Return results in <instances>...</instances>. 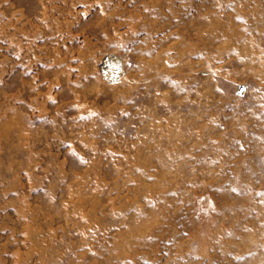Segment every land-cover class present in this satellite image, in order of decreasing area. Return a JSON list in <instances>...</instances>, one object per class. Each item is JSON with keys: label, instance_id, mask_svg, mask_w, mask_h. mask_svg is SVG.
Returning <instances> with one entry per match:
<instances>
[{"label": "rangeland", "instance_id": "374dc122", "mask_svg": "<svg viewBox=\"0 0 264 264\" xmlns=\"http://www.w3.org/2000/svg\"><path fill=\"white\" fill-rule=\"evenodd\" d=\"M0 264H264V0H0Z\"/></svg>", "mask_w": 264, "mask_h": 264}, {"label": "built area", "instance_id": "2783aa9c", "mask_svg": "<svg viewBox=\"0 0 264 264\" xmlns=\"http://www.w3.org/2000/svg\"><path fill=\"white\" fill-rule=\"evenodd\" d=\"M244 92V89L243 88H239V90L237 91L238 94H241Z\"/></svg>", "mask_w": 264, "mask_h": 264}, {"label": "bare ground", "instance_id": "6f19581e", "mask_svg": "<svg viewBox=\"0 0 264 264\" xmlns=\"http://www.w3.org/2000/svg\"><path fill=\"white\" fill-rule=\"evenodd\" d=\"M118 68V67H117ZM119 73V69H118V71H116V74H118ZM239 89H237V91H238Z\"/></svg>", "mask_w": 264, "mask_h": 264}]
</instances>
